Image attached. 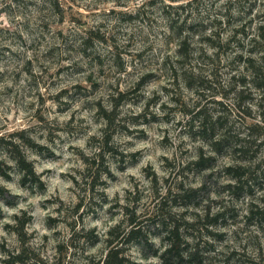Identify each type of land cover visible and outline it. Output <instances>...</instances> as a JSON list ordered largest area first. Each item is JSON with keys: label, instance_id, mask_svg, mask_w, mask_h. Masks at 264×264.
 I'll use <instances>...</instances> for the list:
<instances>
[{"label": "clouds", "instance_id": "1", "mask_svg": "<svg viewBox=\"0 0 264 264\" xmlns=\"http://www.w3.org/2000/svg\"><path fill=\"white\" fill-rule=\"evenodd\" d=\"M197 7V0H0V191L3 193L0 196V213H3L0 264H9L24 248L36 252L47 264H59L61 259L63 264H104L114 248H125L123 255L130 264H163L162 260L146 253L142 242L140 245L135 241L127 245L110 242L116 234L121 240L127 239L136 228L135 224L129 223L126 209H133L137 217L145 218L146 206L155 208V189L150 174H154L159 182L162 199L168 195L164 181L173 176L168 162L175 164V170L179 171L181 165L200 159V149L206 155L216 157L210 141H194L187 134V124L192 117L182 111L178 101L182 97L189 108H194L201 97L183 83L177 85L171 68L177 59L178 41L170 26L175 11L183 9L182 17L191 13L195 19ZM199 12L201 17H207L204 23L211 25L203 35L215 40L214 33L220 31V42L224 44L236 28L251 21L247 40L243 35L237 37L245 44L244 52L236 49L230 57H221L222 64L241 54L253 59L264 55L247 51L253 40L264 43L260 41L259 32L264 27V0H203ZM62 13L67 15L61 24ZM72 15L79 17L88 29L114 37L117 44L111 40L101 44L96 40L95 49L88 48L85 54V45L79 37L87 38L86 29L71 22ZM229 15L234 20L232 28H228ZM216 19L221 21L223 31L212 24ZM192 22L189 20V24ZM58 32L78 38L75 51H67V43L61 40ZM199 47L204 49L207 58L216 59L218 48L207 43ZM232 47L236 48V45ZM56 48L60 50L52 51ZM50 51L55 56L54 61L44 58ZM97 54L105 58L104 77H100V68L92 62ZM194 55L201 53L197 50ZM138 56L141 59H137ZM117 64L122 67H116ZM206 64L207 59L200 68L204 69ZM243 68L244 65H240L237 72L224 76L225 88L232 75L239 78L244 74ZM48 74H53V79L50 80ZM200 74L197 71V75ZM203 74L209 80L213 79L210 67ZM90 76L98 90L89 83ZM248 79L247 85H236L237 92L251 91L255 97L254 101L247 102L255 119L245 117L237 125L245 129L241 133L242 140L248 139L249 124L264 128V109L260 107L264 95L252 87L250 75ZM77 85H82L83 90ZM65 90L67 94L63 95ZM132 92L137 93L133 102L117 106L115 101L121 94L129 96ZM235 96L234 93L225 99L224 95L218 94L211 98L229 106L233 118L239 119ZM114 112L118 114V120L127 121V128L132 133L117 132L111 136L112 148L126 158L123 163L106 149V137L111 135L110 120L106 116ZM146 113L147 123L142 119ZM152 115L157 122H152ZM133 120L138 123H132ZM199 131L197 124L196 132ZM140 132L146 135L141 137ZM166 138L170 145L164 144ZM41 149H50L51 154ZM17 150L19 156L15 155ZM185 152L188 155H183ZM102 156L112 176L102 172L100 183L93 192L91 166L93 162L99 164ZM21 158L43 182L44 191H31L33 182L21 168ZM217 159L222 162L218 171L241 165L232 156ZM203 182L198 179L191 187L200 188ZM220 183L236 185L237 181L221 179ZM138 191L142 197L139 208L134 202ZM8 201L14 206L9 207ZM81 201L84 206L79 207V214L73 217L75 228H69V218ZM92 202L97 207L89 214L87 209ZM25 214L32 221L24 225L22 239L17 229ZM49 219L56 220V226H49ZM185 219L189 223L195 222L191 215ZM239 227L243 229L242 224ZM93 230L99 238L94 247H73L75 234ZM227 231L228 252L235 253L232 264H264V232L259 229L245 231L237 242L232 235L235 229ZM149 240L156 248H161L160 237L150 236ZM60 245L67 249L63 257L59 252ZM164 247L166 249L167 245ZM142 252L151 258L146 260ZM26 264H38V261L29 258Z\"/></svg>", "mask_w": 264, "mask_h": 264}, {"label": "rangeland", "instance_id": "2", "mask_svg": "<svg viewBox=\"0 0 264 264\" xmlns=\"http://www.w3.org/2000/svg\"><path fill=\"white\" fill-rule=\"evenodd\" d=\"M75 2V0H73ZM197 11L196 18L193 19L191 13L185 16H181V11L183 9L175 11V18L171 21V28L174 32L175 38L178 41L177 51H176V62L171 65L172 74L176 80L177 85L183 83L189 90H195L196 94L201 97V100L195 104L194 108H189L187 104L183 102V99L178 101V104L182 111L191 115L192 119L188 121L187 124V134L192 136V139L204 140L199 132H196L197 124L199 129L202 126H207L210 130L208 131V136H226L228 139L227 143L222 147L221 153H216V157L211 155H206L203 149L199 150V155L201 160H203V167L197 166V161H191L186 165H181L180 170L176 171V165L168 162V167L172 169L173 176L164 181L165 185L168 186V195L164 198L159 196V182L155 178L154 174H150L149 178L153 179L155 208H150L146 206L147 215L145 218H139L133 209H126L128 215L131 218L136 219V223L141 224L149 237H160L161 238V248L153 247L148 248L143 246L146 253H151V257H155L154 251L158 252L156 258L160 259L161 254L164 252L166 245L170 242L167 234L173 228H178L180 239L182 240V249L185 255V261L183 264H232V257L235 253L229 254L226 241L229 239L228 229H235L232 235L238 242L245 231H251L252 229H259L264 232V195L259 193H264V128H261L256 124H249L247 127L248 139H241V133L245 130L243 126L237 127L240 121L244 120L245 117L249 119H255L253 116L251 108L247 106V102H252L255 97L251 91H241L237 92L236 85H247L249 83V75L252 77L250 83L253 88L264 95V55H259L258 59H253L251 56L245 57L243 54L235 56L234 59L228 60L226 64H222L221 57L228 58L231 54L239 49L241 53L245 50V44L243 41L238 40L237 37L240 35L244 36L247 40L248 29L251 21L243 24L241 27L235 29L233 36L229 38L227 44L220 42L221 32H215V40L203 35L207 27L210 24H205L204 20L207 17H201L199 9L203 7V0H197ZM59 10V7L57 5ZM62 12V10H60ZM71 9L69 8V12ZM67 14L62 13V18L60 23H63V18ZM171 16L172 13H167ZM71 22L79 23L82 27L86 29V37H79L83 40L85 45V54H87V49H95V41L99 40L101 44H107L110 40L115 45L117 41L114 37L107 35H101L87 28V25L77 16L72 15L70 17ZM189 20H193L189 24ZM228 28H232L234 24L233 18L228 16ZM218 29L223 31V25L219 19L212 21ZM260 41H264V27L259 29ZM57 35L61 37V40L67 43V51L73 52L76 50L75 45L77 43V37L74 36H64L63 33L58 32ZM199 37V40H197ZM43 39V37H41ZM171 40V38H169ZM209 44L212 47L219 49L216 54V59L211 60L206 57L204 49L199 47L202 44ZM235 44L236 48L232 45ZM252 46L248 47L247 51L251 54L258 55L259 53H264V43L253 40L251 42ZM56 48L52 51H59ZM201 53L200 56H195L194 53ZM50 51L44 57L47 60H55V56ZM123 55V53H121ZM104 59L101 55L97 54L92 58V62L95 66L100 68V77L105 76L104 71ZM137 59H141L140 56ZM207 59V64L204 69L200 68V64H204ZM171 60V52L169 53V63ZM199 62V63H198ZM240 65H244L243 73L239 76L232 75L231 79L228 81V87H224V76L229 73L237 72L240 69ZM167 66V65H166ZM116 67L121 68V64H117ZM210 67L213 79L209 80L203 73ZM197 71H200V75H197ZM58 72H63V69H58ZM223 73V75H222ZM79 74V73H77ZM49 79H53V74H48ZM89 83L97 88V83L93 78L89 77ZM77 88L83 90L82 85H77ZM235 96V107L239 109L236 115L239 119L233 118V110L229 106L217 102L212 99V96L222 94L225 99H229ZM63 95L67 94L65 90ZM137 98V93L132 92L129 96L124 94L120 95V98L115 101L117 106L125 102H133ZM41 102L43 99L41 98ZM264 109V103L260 105ZM219 113V115H217ZM240 113H243L241 116ZM117 113H113L111 116H106L110 120V133L107 136L106 149L112 155L118 157L120 162H125L126 158L122 153L116 152L111 145V136L115 135L117 132H128L131 135V131L127 128V121L118 120ZM264 115V112H262ZM215 117V118H214ZM41 119H43L41 117ZM142 119L145 123L148 122V114L146 113ZM152 122H157L155 115L151 116ZM166 120L168 118H165ZM170 122V121H169ZM132 123H138L137 120H133ZM214 127V130H212ZM184 134V133H181ZM141 137L146 134L140 132ZM205 141V140H204ZM31 143L30 141H26ZM170 141L167 138L164 141L165 145H170ZM229 144V145H228ZM12 148V145H8ZM38 147V146H37ZM236 148L242 149L241 151H236ZM51 154V150H44ZM15 155L19 156V151H15ZM183 155H188L187 152ZM232 156L241 162V165L235 167L234 169H239V172L244 173L241 186L232 184H221V179H234L233 176L236 174L235 171L229 172L228 168H223L222 171H218V167L221 166V161H218L217 157H227ZM92 172H90V179L92 181L91 186L93 192H95L96 185L100 183L99 176L102 172H107L111 178L112 174L106 167V161L102 156L99 164L96 162L92 163ZM123 171V169H121ZM150 171V170H149ZM32 179V178H31ZM203 179V185L200 188H192L191 183H195L196 180ZM235 180V179H234ZM33 187L31 191L35 193L36 191H44L45 186L43 182H37L32 180ZM192 191H196L195 194ZM191 197L189 199H182V196L188 195ZM102 195V194H101ZM213 196L216 198L213 199ZM246 197H250L248 200ZM141 194L137 193L135 198L136 207L139 208L141 201ZM106 199V198H105ZM9 207L14 206L10 201L7 202ZM84 202L77 207L76 211L71 214L69 218L70 222L68 227L75 228V217L79 214V207H83ZM97 205L92 202L89 204L87 212L92 214L95 212ZM118 207V205H115ZM183 209V211L177 212L175 210ZM111 211V209L109 210ZM193 216L195 218L194 223H189L185 217ZM0 219H3V213H0ZM84 216H80L81 222H83ZM32 221L31 217L25 214L23 220L20 221V227L17 229L21 233V238L24 239L23 229H21V224L30 223ZM58 222L56 220L49 219V226H56ZM243 225V229H240V225ZM7 227V226H6ZM24 228V227H23ZM57 236L60 233L56 234ZM87 236V237H86ZM94 230L90 233H77L73 237V247L85 248V245L92 246L91 242L94 240ZM187 238V239H186ZM47 239V238H45ZM189 239L191 243H189ZM83 241V244L81 243ZM99 238L97 239V243ZM150 242V240H149ZM137 244V243H136ZM138 245V244H137ZM25 253V262L29 258H33L38 261V264H47L46 261L40 258V256L28 248H24L22 251ZM59 252L61 256L67 252V249L63 246H59ZM145 252H142L144 258L150 259ZM161 260V259H160ZM174 262V261H172ZM63 264V259L59 262Z\"/></svg>", "mask_w": 264, "mask_h": 264}, {"label": "trees", "instance_id": "3", "mask_svg": "<svg viewBox=\"0 0 264 264\" xmlns=\"http://www.w3.org/2000/svg\"><path fill=\"white\" fill-rule=\"evenodd\" d=\"M209 130L210 129L207 126H202L199 133L201 137L205 140V142H209V141L211 142V148L215 153H221L222 147L224 146L225 143H227L229 138L227 139L226 136H222V138L217 140L216 136H211V137L208 136ZM212 130H214V127ZM235 150L241 151L242 149L236 148ZM202 163H203V160H201V157H200V159L196 162V164L199 167L201 166L203 167ZM20 165L22 169L27 171L28 177H31L32 180L34 181L40 182L32 173L31 166L28 164H25L23 158H21L20 160ZM228 171L229 172L235 171L236 174L233 176V178L237 181L236 185H238V187L241 186V184H243L242 179L243 177H245V174L239 172V169H234V168H228ZM192 193L195 194L196 191H192ZM2 195L3 193L2 191H0V196ZM189 198H191L189 194L182 196V199H189ZM130 223L136 225V228L132 231L130 236L125 240H121L120 235L116 234L114 236L113 241H111L110 244L115 243L116 241H119L121 244L127 245V244H130L132 241H135L138 245H140L142 242L144 248L153 247V244L149 242L148 240V234L144 230L143 226H141V224L139 223H136L135 218H131ZM23 227H24V222L23 224H21V229H23ZM167 237L170 242L168 243L164 252L161 254L160 259L163 261V264H183V262L185 261L184 259L185 255L183 253V249H182L183 242L180 239L178 228L175 227L170 232H168ZM97 239L98 237H95L94 240L91 242V245H94L95 243H97ZM125 251H126L125 248H120L119 250L114 248L108 254V259L104 262V264H130L127 257L123 255ZM24 255L25 253L22 252L20 256H14L12 260L9 261V264H26L24 260ZM153 255L157 257L158 252L154 251ZM94 264H99V262H94Z\"/></svg>", "mask_w": 264, "mask_h": 264}]
</instances>
